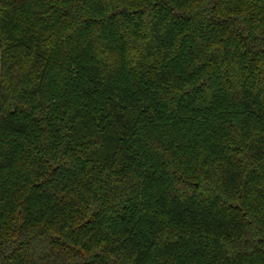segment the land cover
Returning <instances> with one entry per match:
<instances>
[{
    "label": "trees",
    "instance_id": "obj_1",
    "mask_svg": "<svg viewBox=\"0 0 264 264\" xmlns=\"http://www.w3.org/2000/svg\"><path fill=\"white\" fill-rule=\"evenodd\" d=\"M0 264H264V0H0Z\"/></svg>",
    "mask_w": 264,
    "mask_h": 264
}]
</instances>
